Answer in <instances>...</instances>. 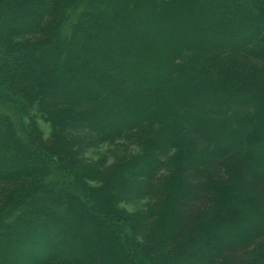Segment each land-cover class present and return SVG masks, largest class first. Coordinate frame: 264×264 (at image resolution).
Masks as SVG:
<instances>
[{
  "label": "trees",
  "instance_id": "trees-1",
  "mask_svg": "<svg viewBox=\"0 0 264 264\" xmlns=\"http://www.w3.org/2000/svg\"><path fill=\"white\" fill-rule=\"evenodd\" d=\"M238 1L0 0V55H9L0 74V228L12 230L0 264H141L143 253L146 264H264V0L256 16ZM246 107L253 116L239 125L226 118ZM39 110L56 119L47 140ZM123 139L152 152L124 157L117 194L101 202L86 183L98 171L82 156ZM171 151L182 167L168 221L156 240L138 243L148 218L112 203L160 198ZM232 166L240 180L206 229L214 185ZM67 174L83 196L67 194L66 210L55 212Z\"/></svg>",
  "mask_w": 264,
  "mask_h": 264
},
{
  "label": "rangeland",
  "instance_id": "rangeland-1",
  "mask_svg": "<svg viewBox=\"0 0 264 264\" xmlns=\"http://www.w3.org/2000/svg\"><path fill=\"white\" fill-rule=\"evenodd\" d=\"M256 3H257V0H244V1L239 0L238 1L239 7L249 9L250 14L254 16L260 13L259 9H257V7L255 6ZM227 18L228 20H235V21L238 20L235 17L232 18V15L230 14H227ZM221 20L225 21V19L223 18ZM207 33H210V32H207ZM0 48H2V44H0ZM8 56H9L8 54L0 55V74L3 73L2 61L6 59ZM19 66L20 68L18 67L19 68L18 70L20 69L23 70V68L26 66L23 60L19 62ZM34 79H36V77ZM28 81L25 80L21 85L23 86L27 84ZM3 82L4 81H2V83ZM8 86L10 89L11 84H9ZM8 86L6 84L5 86L3 85L4 89L6 90L8 89ZM241 110L242 112L239 115L226 116V118L230 122H233L234 124H236L237 126L239 125L241 121H245L246 119H249L250 117L253 116L251 115L252 113L249 107H246L245 109L241 108ZM38 114L39 116L35 117V122L38 128L37 130L41 134L42 138L44 140H47L48 138L51 137L55 129V126L53 124L56 119L52 120V117L55 118V116H52L51 119H48L47 114L49 113L44 112L43 110H39ZM24 120L25 121L23 122L24 124H26L28 121L26 119ZM129 143L130 142L127 139H123L121 142H119L115 146H112L109 144H100L95 149L86 150L85 153L83 154L82 158L89 160L86 162L88 166L92 170L98 171V173L94 175L95 177H93V179L95 180L92 182L87 179L86 183L90 188L96 189L100 192L99 193L101 194L99 197L100 201L104 197L105 198L109 197L112 199L113 197H115V194H117L115 192H112L113 183H114L113 181L116 179V176L120 174V171H123L125 168V166L120 163L124 157L129 156V155L133 156L135 154H138L139 152L141 154H150L152 152L151 150L146 151L145 148L142 149V152H141L138 146L131 147ZM246 150H247L246 151L247 153L248 149ZM4 155L6 156L8 154L6 153ZM102 160H104L107 163L100 167L99 164L102 162ZM166 163H167V167L161 175L160 186L157 185L160 187L162 191L160 198L144 200V199H139L134 196H126V198H123L120 203H116V202L112 203V206H114L115 209H117L120 213L124 214L125 216L133 218L135 220L137 219L138 221L142 217L148 218L147 225H150V227L148 228V231L146 230L145 232L142 231L140 233V237L138 238V240L135 238L138 243H140L143 240L146 241L147 243L156 240L157 232L160 226H162V223L164 224L166 221H168L167 218L170 215L169 213L173 205V201L171 199L173 198L174 192L176 191V188L178 187L180 179H181L180 171L182 167V157L180 153H178L177 151H174V152L171 151L166 157ZM140 166H142V164ZM48 173L50 174L51 177L55 176L54 178H56V175L52 173V171L48 170ZM223 174L224 175L221 178V181H217L213 188V195H214L213 205L202 219V221L206 223V229L208 228L210 224L212 225L214 224V221L217 219L218 212L220 213L223 210L224 203L228 201L227 197H228L230 190L232 189V186L234 185V183L240 180L239 171L235 166H232L229 169H226V171ZM122 175H119V176H122ZM70 176H71L70 174H67L66 176V179L69 180V185L67 187H63L64 189L63 194H58L56 192L54 195V199H58L61 202L60 205H62L60 207L58 204L59 208L54 210L55 212H58L59 209L66 210V202L68 201L66 197L67 194L70 195L73 193L74 195L77 194L78 196H81V197L83 196L81 195L82 189L76 185V180L70 178ZM97 206H98L97 204H93V203H90L89 206L85 205L86 211L89 214H92V213L98 214ZM26 207H27L26 205L21 204L20 206L17 207L16 210H14L11 213H8V216L6 219L14 218L15 215H17V212H19L20 210H21L20 212L24 211ZM76 211L81 217L82 216L84 217V214H85L84 211L80 212L79 210H74V208L70 210V214H73ZM154 214L156 216H154ZM232 214L233 213L229 214L226 220L230 224L236 225V222H235L236 220ZM159 215L162 217V219L160 218ZM165 217L167 218L165 219ZM3 223L4 222H2V228H0L1 233H3V236L0 237L1 239H3L0 241V245L1 243H3V241H5L4 239L7 238V236L5 237L4 235H7L11 233L12 231L11 227H7V226L4 227ZM64 228H65V224L63 222H60L58 225V228L55 230V232L57 233V234L55 233L56 234L55 237L60 236ZM56 250L57 252L54 251L55 253H59L58 255L63 254V256L69 255L68 252L69 253L71 252V251H67L66 249H56ZM130 252H131V248H128V250L124 252L125 256H129L130 258H132ZM8 256H9V253L6 257V261H7ZM140 259L142 260L141 264L147 263L148 258L145 256V253H143V255L140 256ZM2 260L3 259L0 258V263L2 262Z\"/></svg>",
  "mask_w": 264,
  "mask_h": 264
}]
</instances>
